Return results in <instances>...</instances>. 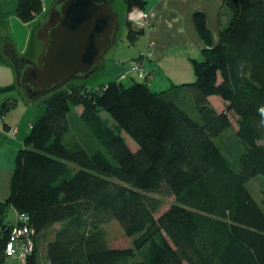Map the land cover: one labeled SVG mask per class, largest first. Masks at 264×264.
I'll use <instances>...</instances> for the list:
<instances>
[{"label": "trees", "instance_id": "obj_1", "mask_svg": "<svg viewBox=\"0 0 264 264\" xmlns=\"http://www.w3.org/2000/svg\"><path fill=\"white\" fill-rule=\"evenodd\" d=\"M123 1L127 12L144 5ZM42 8L41 0H19L16 14L29 21ZM222 11L228 19L215 42L204 13H194L201 58L192 61L195 79L174 86L192 97L197 117L145 80H69L45 95L8 198L33 231L23 264H264V207L247 187L258 174L264 184V0H223ZM127 27L133 42L140 29ZM11 104L3 102L0 116ZM77 107L93 137L83 146L64 141ZM233 119L242 147L236 165L215 142ZM160 196L174 199L156 216ZM111 220L130 246L108 244L101 225ZM10 229L0 231V262ZM36 237L46 239L41 260Z\"/></svg>", "mask_w": 264, "mask_h": 264}, {"label": "crops", "instance_id": "obj_2", "mask_svg": "<svg viewBox=\"0 0 264 264\" xmlns=\"http://www.w3.org/2000/svg\"><path fill=\"white\" fill-rule=\"evenodd\" d=\"M41 2L42 11L31 20L22 21L16 14L19 0H0V13L2 17L4 16L0 22L6 28L5 34H0V38L10 41L19 55L27 54L30 51L38 53L40 49L37 40L31 41L32 32L46 20L49 9L55 0H41ZM109 2L117 13L119 23H124L123 31H126V37L128 20L125 3L123 0H109ZM222 6L223 0H144L142 9L148 12L149 27L137 28L133 25L134 29H140L138 30L140 33L134 41H129L130 50H136L132 53L135 55H125L121 58L116 56L119 53L118 50H121L122 41L118 49L117 47L110 48L112 53L108 58H105L102 66L104 73L109 77V80L123 81L131 74L128 72L130 61L141 57L146 52L144 63L146 69L151 72L148 82L150 88L154 91H165V93L180 91L182 88L174 86L192 82L195 75L188 71L187 74L174 76V78L167 72V69L174 65L178 53L185 55V58L187 56L199 58L204 43L196 30L194 13L197 11L204 13L206 25L211 32L213 42H215L218 38ZM149 41L153 42V45L147 48ZM2 46V41H0V107L6 100L11 99L12 104L0 116V231L2 226H12L16 220L17 210L8 202L16 156L18 150L23 147V141L29 133L30 125L44 111L43 105H38L36 100H29L26 98L27 96H24L22 88L16 83L15 69L3 54ZM31 46L33 50H31ZM124 60L129 62L127 61L126 64ZM157 71H162V74H159L160 77H156ZM130 79H133L131 75ZM212 99L213 96H210L209 100L213 104ZM213 105L217 110H220L215 104ZM76 110L80 111L81 108L77 107ZM13 128L16 129L15 134L10 133ZM58 226L55 224L53 227ZM51 235L49 234V236ZM41 240L44 242L43 245L46 244V239L36 237L38 247ZM20 263L23 264L21 261Z\"/></svg>", "mask_w": 264, "mask_h": 264}, {"label": "water", "instance_id": "obj_3", "mask_svg": "<svg viewBox=\"0 0 264 264\" xmlns=\"http://www.w3.org/2000/svg\"><path fill=\"white\" fill-rule=\"evenodd\" d=\"M119 26L109 0H55L46 20L32 32L31 41L42 43L38 53L19 55L6 39L2 51L15 69L17 85L36 100L102 67Z\"/></svg>", "mask_w": 264, "mask_h": 264}, {"label": "rangeland", "instance_id": "obj_4", "mask_svg": "<svg viewBox=\"0 0 264 264\" xmlns=\"http://www.w3.org/2000/svg\"><path fill=\"white\" fill-rule=\"evenodd\" d=\"M3 17H1V19H3ZM219 17H220V27L223 25H226L227 19H228L227 13L222 11V14H220ZM132 28H133V25H132ZM123 30H124V23L121 22V24L119 26V30L117 32V39H116L115 43L110 47V48H116L117 47V49H118V47L121 45V43L123 41V44L121 45V50L119 49L118 50L119 53L116 54V56L119 58H121L125 55L126 56L131 55L132 53H134L136 51V50H130V48H131L130 44H129L130 42L127 39V36L125 37L126 31L124 32ZM133 30H137V29L133 28ZM5 32H6V28L3 27L2 23L0 22V34L4 35ZM121 37H122V39H121ZM37 41H38V44L40 45L39 46L40 49L38 50V52H39L41 50L42 43L40 40H37ZM110 48L105 53V55H104L105 58H108L111 55L112 50H110ZM147 48H149L148 45H147ZM143 54L146 55L147 53L144 52ZM134 55L135 54H132V56H134ZM200 58H201V53H200L198 59L197 58H190L188 56L185 58V55L178 53L176 56V60H175L174 65L170 66L167 69V72H169L173 77L174 76H180L181 74H187L188 71H190L191 74H194V67H193L192 61L193 60H199ZM122 59H124V58H122ZM124 61L126 64L129 62L128 60H124ZM147 72H148V75L151 76V72L148 70H147ZM159 74H162V71H160V72L157 71L156 77H160ZM130 75L133 77L134 80H141L138 77H136V75L133 73H131ZM130 75L127 77V79L123 80L122 82L125 84L130 83V81H131ZM146 80H148V79H146ZM149 80L146 82L148 83ZM70 81L71 82L79 81V82H83L87 85H99V84L104 83L106 81L108 82L109 77L104 73L102 67H100V68L92 71L90 74H88L84 78H81V77L72 78V79H70ZM66 85H68V83ZM22 90H23V93L25 94L24 96L25 97L27 96L26 98L31 100L23 88H22ZM182 92H183V90H181V91L175 90V91H171V92L166 93V94H167V97H169L170 99H175L178 101V103H179V101L182 102L187 107L186 109L188 110V113L190 115L197 117L195 114L194 107L189 103V101L190 102L192 101L191 100L192 97L188 94H185V93L182 95ZM44 97H45V95L36 99V101H37L36 104L42 106L43 105L42 99ZM178 99H180V100H178ZM212 102H213V104H215V106L218 109H220V110L223 109V107H224L223 101L218 96H213ZM79 112L80 111H77V110L71 111V115H72L71 121H70L71 126H70L68 132L65 134L64 141L66 143L69 141H74L73 143H78V144L83 146L84 142L89 141L93 137L91 136L90 131L85 126L84 122L81 119H79ZM102 115H103V117L107 118L109 121H112V118L110 117V115L108 113L102 112ZM232 121H233V125L231 127H229L227 130H225L223 133H221L219 136L215 137V142L220 146L221 150L228 156V158H230L232 163L234 165H236L238 162V156H239L240 152L242 151V147L240 145V141H239V139L236 135V132H235L236 126H237L236 122L234 119ZM122 135L125 137L127 144L129 146L133 147V144L136 145V143L127 134L122 132ZM92 142H93V144H96V142L94 140H91V143ZM230 152L234 153L233 156H231V157L227 154ZM247 187L250 190V192L252 193V195L264 207V184H263L262 176L260 174H258L256 176L252 177L247 182ZM153 196L159 197L158 194H154ZM160 198L162 199V204H161L162 206L159 209V212L156 214V216H158L165 208H168L174 199L173 196H160ZM101 226L104 230L105 237H106L108 244L110 246H112V247H126V246L131 245L130 238L125 235L122 227L119 225V223L117 221L111 220L107 223L102 224ZM40 239H42V237H40ZM43 243H44L43 240H41L39 243V248H38L39 260H41V258H42L41 255L46 250V244L43 245ZM20 261L21 260H19L18 258L7 257L5 259V261L2 263L0 262V264H22V263H20Z\"/></svg>", "mask_w": 264, "mask_h": 264}, {"label": "built area", "instance_id": "obj_5", "mask_svg": "<svg viewBox=\"0 0 264 264\" xmlns=\"http://www.w3.org/2000/svg\"><path fill=\"white\" fill-rule=\"evenodd\" d=\"M148 12L140 8H133L127 12V20L135 25L137 28H148L147 23ZM148 47H152L153 42L147 43ZM147 55V54H146ZM146 55L143 54L141 57H137L131 60L128 71L133 73L141 80L148 81L150 75H148L145 67ZM148 79V80H146ZM16 129L11 130V134H15ZM33 231L29 225V216L26 212L17 211L16 220L11 226L10 235L8 240L5 242L3 253L6 257H17L22 262L25 261L26 257L33 251L34 240Z\"/></svg>", "mask_w": 264, "mask_h": 264}, {"label": "flooded vegetation", "instance_id": "obj_6", "mask_svg": "<svg viewBox=\"0 0 264 264\" xmlns=\"http://www.w3.org/2000/svg\"><path fill=\"white\" fill-rule=\"evenodd\" d=\"M28 54H30V53H28Z\"/></svg>", "mask_w": 264, "mask_h": 264}]
</instances>
